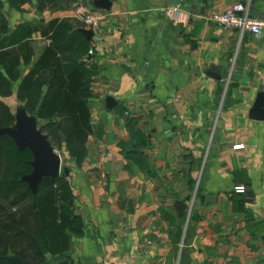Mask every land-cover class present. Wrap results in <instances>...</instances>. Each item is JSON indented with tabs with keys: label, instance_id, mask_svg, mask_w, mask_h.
<instances>
[{
	"label": "crops",
	"instance_id": "1",
	"mask_svg": "<svg viewBox=\"0 0 264 264\" xmlns=\"http://www.w3.org/2000/svg\"><path fill=\"white\" fill-rule=\"evenodd\" d=\"M0 1L10 32L38 28L21 79L51 45L43 31L53 21L70 20L89 43L88 156L79 167L54 148L85 226L72 237L71 264H264V107L254 112L264 33L209 19L235 4L264 19V0H110V9L94 0H14L21 9ZM177 6L192 15L188 24L170 18ZM88 14L99 17L97 30L78 23ZM69 38L65 55L78 46ZM177 201L188 206L182 216Z\"/></svg>",
	"mask_w": 264,
	"mask_h": 264
},
{
	"label": "trees",
	"instance_id": "2",
	"mask_svg": "<svg viewBox=\"0 0 264 264\" xmlns=\"http://www.w3.org/2000/svg\"><path fill=\"white\" fill-rule=\"evenodd\" d=\"M21 1L13 0L12 5L21 9L25 5ZM3 8L0 1V129L15 123V113L5 99L14 95V84L22 77L21 61L32 62V35L38 30L24 23L10 32ZM72 25L68 19L55 20L44 29L51 45L20 80L16 97L30 115L40 119L53 147L82 167L94 130L90 101L96 71L83 60L89 51L86 37L70 32ZM68 34L78 46L65 55L62 40ZM33 158L30 149L19 150L10 136L0 134V264H71L72 237L85 228L76 213L75 195L64 172L57 178H43L34 193L23 180L33 171Z\"/></svg>",
	"mask_w": 264,
	"mask_h": 264
},
{
	"label": "water",
	"instance_id": "3",
	"mask_svg": "<svg viewBox=\"0 0 264 264\" xmlns=\"http://www.w3.org/2000/svg\"><path fill=\"white\" fill-rule=\"evenodd\" d=\"M94 5L101 9H110V0H94ZM84 33L90 37L93 34L92 30H86ZM108 107H113V98L106 99ZM264 107V93L260 95L259 102H257L254 112L259 113L260 107ZM264 114V112H262ZM15 124L10 127L1 128L0 134L10 136L16 143L19 150L28 148L33 154V161L31 165L33 171L29 175H25L23 180L29 185V188L37 193L39 183L43 178H57L61 176L63 168L61 155L55 151L53 145L49 140V136L38 127L39 121L35 115H29L24 106L17 107V114L15 116ZM63 171L69 175V168L64 167ZM176 210L182 216L187 210L188 206L182 202L177 201L175 204Z\"/></svg>",
	"mask_w": 264,
	"mask_h": 264
},
{
	"label": "built area",
	"instance_id": "4",
	"mask_svg": "<svg viewBox=\"0 0 264 264\" xmlns=\"http://www.w3.org/2000/svg\"><path fill=\"white\" fill-rule=\"evenodd\" d=\"M170 18L174 22L188 24L192 15L183 11L180 6L172 9ZM84 23L93 30H97L100 26L99 17L95 14H88L80 17ZM210 21L217 23L225 28H235L241 33L250 32L255 35L264 33V19H257L250 16L248 8L242 4L228 6L222 12H214L209 17ZM238 193H244V187H237Z\"/></svg>",
	"mask_w": 264,
	"mask_h": 264
},
{
	"label": "rangeland",
	"instance_id": "5",
	"mask_svg": "<svg viewBox=\"0 0 264 264\" xmlns=\"http://www.w3.org/2000/svg\"><path fill=\"white\" fill-rule=\"evenodd\" d=\"M5 101L11 107L12 111H15L16 106L19 104V100L16 97V85L14 86V95L12 97H10V98L5 99ZM59 154L62 156V153H59Z\"/></svg>",
	"mask_w": 264,
	"mask_h": 264
}]
</instances>
